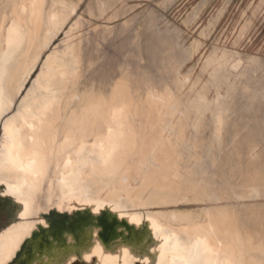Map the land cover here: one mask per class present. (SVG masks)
<instances>
[{
	"label": "rangeland",
	"instance_id": "rangeland-1",
	"mask_svg": "<svg viewBox=\"0 0 264 264\" xmlns=\"http://www.w3.org/2000/svg\"><path fill=\"white\" fill-rule=\"evenodd\" d=\"M21 1L0 0V33ZM66 1L76 7L36 57L1 122L14 115L40 72L35 88L41 87V77L52 65L74 70L82 101L91 96L109 99L113 88L124 85L137 111L156 121V135L143 158L161 138L162 148L155 154L162 161L161 172L171 156L180 175L171 183L167 178L151 179L147 192L165 197L146 205L142 196L137 209L199 214L197 221L213 217L218 222L213 226L225 229L228 224L227 237L242 243L241 264H253L251 255L263 263L264 0H99L96 7L94 0ZM4 75L2 66L0 80ZM59 124L60 139L66 128ZM67 129L77 137L75 126ZM134 144V139L128 141L129 148ZM128 176L125 171L119 182L125 185ZM93 180L88 178L92 185ZM91 188L94 192V185ZM143 188L133 180L132 189L124 192ZM46 191L45 183L41 204ZM53 209L39 215L32 210L29 220H45ZM11 222L14 218L0 201V230Z\"/></svg>",
	"mask_w": 264,
	"mask_h": 264
},
{
	"label": "bare ground",
	"instance_id": "bare-ground-1",
	"mask_svg": "<svg viewBox=\"0 0 264 264\" xmlns=\"http://www.w3.org/2000/svg\"><path fill=\"white\" fill-rule=\"evenodd\" d=\"M98 2L94 0V7ZM75 7L66 0H23L12 10L0 33V70L5 69L0 122L34 69L36 57ZM94 7L89 8L92 14ZM6 19L4 15L2 22ZM40 73L14 115L0 125V201L14 218L0 230V264H241L243 245L237 237H227L228 224L218 229L213 217L197 221L199 214L137 209L142 196L146 205L165 197L147 192L151 179L167 178L171 183L180 175L171 156L161 172L162 161L155 159L161 138L143 158L156 135V121L137 111L124 85L113 88L109 99L91 96L82 101L73 69L52 65L36 90ZM59 123L66 128L60 139ZM71 126L78 129L76 138L67 129ZM125 171L130 178L124 185L119 180ZM88 178L94 179V192ZM133 180L145 188L126 194ZM49 207L53 214L45 220H29ZM23 234L27 235L19 244ZM251 258L253 264H264V257L263 263L256 261L259 256Z\"/></svg>",
	"mask_w": 264,
	"mask_h": 264
}]
</instances>
